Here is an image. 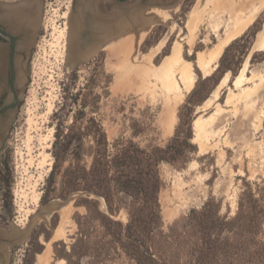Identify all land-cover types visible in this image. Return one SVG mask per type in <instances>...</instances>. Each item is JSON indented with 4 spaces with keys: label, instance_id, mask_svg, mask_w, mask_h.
<instances>
[{
    "label": "rangeland",
    "instance_id": "obj_1",
    "mask_svg": "<svg viewBox=\"0 0 264 264\" xmlns=\"http://www.w3.org/2000/svg\"><path fill=\"white\" fill-rule=\"evenodd\" d=\"M196 1L157 0L145 7L138 20H143L141 25L148 24V15L153 7L168 9L170 17L152 23L144 38L136 45L139 62L147 64L142 54L153 50L150 61L158 65L163 57L171 53L177 40L182 43L183 56L193 62L197 50L207 49L216 42L207 21L197 28L191 47L183 39L188 36L184 26L187 14ZM71 5L72 0H38L36 38L27 62L20 105L11 113L8 131L0 140V242L7 245V264H35L36 254L46 249V242L50 243L49 264H66L65 258L56 255L55 248L60 251L63 245L65 249L69 248L77 230L74 215L76 212L85 213V209L74 204L76 198L65 205L68 217L62 223L65 231L62 238L53 237L60 225L61 210L51 209L47 214L41 213V210L55 200L65 201L68 197L58 196L59 175L55 178L54 187L48 181L53 163L55 124L60 117L67 123L71 121V114L76 109L74 98L91 79L97 80L94 91L102 94L95 115L102 120L109 141L123 136L133 137L141 145H164L174 134L179 115L183 119L187 116L191 119L192 143L198 151L190 154L189 161L182 167L168 163L160 166L164 185L159 198L165 229L190 208L200 207L209 194L221 198L222 213L229 207L230 214H233L238 194L246 184L253 189L256 185L264 189V51L254 47L258 34L264 35V7L260 8L254 21L243 33L224 46L216 61L217 66L212 73L218 68L221 57L220 69H233L221 70V79L228 74L226 84L218 88L220 79L207 97L193 107L186 103L191 91L185 93L175 108L173 127L164 135L170 116L164 96L159 90H153L150 84L139 80L132 85L121 83V78L118 82L113 68L119 60L116 56L97 46L98 49L89 58L70 67V62L85 53L81 50L84 47L74 48L77 41L70 34V52L65 58L62 57V45L65 40L69 43V35L66 33L62 37L60 30L69 22L63 13L67 11L70 15ZM128 30L130 32L131 29L124 30V33ZM132 30L137 33L139 27ZM222 32L221 28L219 33ZM245 32L248 40L236 41ZM245 64V72L249 77L253 76V81L235 89L233 79ZM205 77L194 66L193 88L197 84L199 94L207 89V83L203 82ZM254 86L253 96L243 93L244 88ZM195 119H199L203 128L200 135L193 128ZM134 120L148 123L153 129L134 136L130 128ZM43 153L48 155L46 163L40 167L38 162ZM48 162H51L49 170ZM5 179L10 182L9 188L4 183ZM36 195L39 197L37 202ZM121 218L126 219L125 213L121 214ZM53 222L56 224L52 225ZM28 223H31V230L24 241L8 245L9 239L18 234L8 235L11 224L20 231ZM33 249L36 251L32 254ZM114 264L135 263L120 255Z\"/></svg>",
    "mask_w": 264,
    "mask_h": 264
},
{
    "label": "trees",
    "instance_id": "obj_2",
    "mask_svg": "<svg viewBox=\"0 0 264 264\" xmlns=\"http://www.w3.org/2000/svg\"><path fill=\"white\" fill-rule=\"evenodd\" d=\"M240 40H248L246 32L236 39ZM222 59L203 79L207 83L203 94L197 92V84L190 90L186 103L191 107L207 97L222 71L230 69H220ZM96 82L91 79L84 91L77 92L71 121L60 117L55 124L49 185L54 187L59 175L58 196L78 192L74 204L85 209L74 215L77 230L69 248H55L56 255L66 264H114L120 255L135 264H264V189L246 184L233 214L229 207L222 213L221 198L209 194L200 207L190 208L165 229L160 166L182 167L198 151L192 143L191 119L179 115L174 134L164 145H141L123 136L109 141L95 115L102 96L94 91ZM130 128L134 136L153 129L138 120ZM4 183L9 188V180Z\"/></svg>",
    "mask_w": 264,
    "mask_h": 264
},
{
    "label": "bare ground",
    "instance_id": "obj_3",
    "mask_svg": "<svg viewBox=\"0 0 264 264\" xmlns=\"http://www.w3.org/2000/svg\"><path fill=\"white\" fill-rule=\"evenodd\" d=\"M36 5L37 2L32 1L29 5L27 4L22 7L20 11L22 12V15L24 17H27L28 19L26 34H30L29 28H34L33 22L35 11L36 9H38V7L36 8ZM262 7H264V0H197L192 10L187 14V20L184 26L188 31V36L183 37V39H185V42L189 45V47H191L194 42L195 32L197 28L207 21V26L214 33L216 42L212 43V45L207 49L197 50L195 52V59L193 62L183 56V46L180 40L174 42L171 48V53L163 57V60L158 65H153L150 61V59L152 58L151 56L153 54V50L142 54V57L143 59H146L147 64H144L141 61L139 62L137 60L136 45L144 38L152 23H154L155 21L166 20L170 17L169 10L162 7H153L151 9L148 15V26L146 24L141 25L139 23L134 25V29H138L139 27L137 33L132 29V31L130 30V32L128 30V32L125 33L124 31L121 32V34L117 33L118 36L117 38H115V40L110 37L111 40L96 45V47H102V49L109 51L112 55L116 56L119 59L116 62V65H113L118 82L121 78V83L132 85L133 82L139 80L143 83H146L147 85L150 84L151 87H153V90H159L161 92V95L164 96L163 98L165 104H167V109L170 111V116H168L167 123L163 131L164 135H166L169 131H171L173 127V114L176 106L181 102L184 94L190 92V90L194 86V66L197 67V69L203 72L206 76L210 75L214 67L216 68L217 66L216 61L221 55L224 46L244 32V30L254 21L256 14ZM63 17L70 19L67 11L63 13ZM79 18L80 17H78L77 15L73 17L74 20H77ZM221 28L223 29V32L220 34L219 31ZM71 30L73 31L72 33L74 35V39H77V36L81 33L79 28H74L73 26ZM121 30L124 29L121 27L120 31ZM66 33L70 34L68 22H66V24L60 30V35H62V37ZM78 40H76L77 42L74 43V48L80 49L82 47H80V45L77 46ZM254 47L264 51V35H262L261 33L258 34ZM69 48H71L70 43H66L65 40L62 45V57L65 58L66 56H68L70 52ZM86 49L87 48L84 47L81 50L85 52ZM88 51L89 50H87V52ZM90 53L93 52H88L86 54ZM245 71L246 64L240 70L239 74L236 75L233 79V86L235 89L241 88L243 85L253 81V76L249 77ZM227 79L228 74H226L221 79L218 88L221 85L226 84ZM118 82L116 84H118ZM255 88L256 86H254L253 88H244L243 93L246 96H253L254 94L252 93L255 92ZM217 90L215 96L217 95ZM193 128L197 135H200L203 132V128L199 119H195L193 121ZM47 155V153H43L42 158L38 162V166L42 167L46 163ZM50 163L51 162H48L47 170H49ZM38 198V195H36L35 202L38 201ZM60 210V225H58V227L56 228L53 237L62 238L65 235L62 223H64L66 221V218L68 217V211L66 209V206H62ZM49 253L50 243L46 242V249L36 254L35 264H49Z\"/></svg>",
    "mask_w": 264,
    "mask_h": 264
},
{
    "label": "flooded vegetation",
    "instance_id": "obj_4",
    "mask_svg": "<svg viewBox=\"0 0 264 264\" xmlns=\"http://www.w3.org/2000/svg\"><path fill=\"white\" fill-rule=\"evenodd\" d=\"M32 1L37 2V8L38 0H0V109L11 94V80L18 96L16 109L20 105V93L23 90L24 78L28 70L27 62L36 38L39 9L35 11L34 28H29L30 34H26L28 19L20 11ZM152 1L157 0H72V11L68 22L70 34L73 32L71 30L73 26L77 28L80 25L81 33L76 40L79 39L78 42L81 45H86L84 47L87 49L84 54L87 50L94 52L100 48L96 45L111 40L110 37L115 40L122 31L128 28L134 29L135 24L142 23L143 20L138 21L141 18L140 14ZM75 15L80 18L74 20ZM121 27L124 30L120 31ZM70 34L68 33L69 43ZM13 111L7 110L0 113V140L8 131ZM6 248L7 245L0 242V264H7Z\"/></svg>",
    "mask_w": 264,
    "mask_h": 264
},
{
    "label": "water",
    "instance_id": "obj_5",
    "mask_svg": "<svg viewBox=\"0 0 264 264\" xmlns=\"http://www.w3.org/2000/svg\"><path fill=\"white\" fill-rule=\"evenodd\" d=\"M39 9V7H38ZM77 28H80V25L77 26ZM80 47H84L85 44L81 43H77V46ZM94 53V52H93ZM93 53L90 54H86L84 56H78L75 58L74 61L70 62L69 65L70 67L74 66L75 64L81 62L84 59L89 58ZM18 103V96L13 88V81L11 80V94L9 95V97L7 98L6 102L4 103L3 107L0 109V113L7 111V110H15L16 106ZM80 193L78 192H73L70 193L67 197V199L65 201L62 200H55L52 203H50L47 207L43 208L41 210V213L43 214H47L49 213V211L51 209H60L62 206H65L68 202H70L72 199L76 198ZM31 230V223H28V225H26V227L24 229H21L20 231H18V228L16 227V225L11 224V229L10 231H8V235H14L16 232L18 233L17 236L15 238H11L9 239V244L8 245H15V244H19L22 243L24 241V239L28 236V234L30 233Z\"/></svg>",
    "mask_w": 264,
    "mask_h": 264
}]
</instances>
